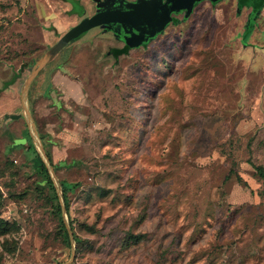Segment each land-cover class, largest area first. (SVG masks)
I'll use <instances>...</instances> for the list:
<instances>
[{
	"label": "rangeland",
	"instance_id": "obj_1",
	"mask_svg": "<svg viewBox=\"0 0 264 264\" xmlns=\"http://www.w3.org/2000/svg\"><path fill=\"white\" fill-rule=\"evenodd\" d=\"M78 1L0 0V217L19 225L0 235V264H264L249 163L264 167V7L245 40L251 6L237 0H195L136 45L123 24L92 27L22 92L71 26L122 4ZM27 129L70 164L54 171L70 245L35 190ZM61 179L78 183L67 211Z\"/></svg>",
	"mask_w": 264,
	"mask_h": 264
},
{
	"label": "water",
	"instance_id": "obj_2",
	"mask_svg": "<svg viewBox=\"0 0 264 264\" xmlns=\"http://www.w3.org/2000/svg\"><path fill=\"white\" fill-rule=\"evenodd\" d=\"M100 1V0H95ZM122 4L119 7H113L109 9L100 10L91 16H87L71 26L64 34H62L57 41L49 47V49L38 59L36 65L33 67L30 75L27 77L22 92H26L32 79L36 74L70 41L75 39L81 33L89 30L92 27L104 25V24H123L130 29H135L136 32L142 34L143 40L134 43H144L150 38H153L156 34L160 33L165 26L172 21L171 13L173 11H179L185 9V16H188L192 11L195 0H136L135 2L120 0ZM128 41V40H127ZM26 114L29 112L26 110ZM30 120V118L28 117ZM28 120V121H29ZM30 126L33 127L31 121ZM30 131V129H29ZM33 137L32 132L30 131ZM39 150L44 156L45 161L48 164L49 171L54 180V169L49 164V160L45 155L44 148L39 140ZM64 214V213H63ZM67 226V225H66ZM71 236V232L67 227Z\"/></svg>",
	"mask_w": 264,
	"mask_h": 264
},
{
	"label": "trees",
	"instance_id": "obj_3",
	"mask_svg": "<svg viewBox=\"0 0 264 264\" xmlns=\"http://www.w3.org/2000/svg\"><path fill=\"white\" fill-rule=\"evenodd\" d=\"M217 1H219V0H215L213 2L215 3ZM71 3L73 6H75V4H76L80 8L81 7L83 8V6L79 3L78 0H73V2H71ZM236 4H237L238 9L240 7H242L243 5H250L251 6V11H250L249 16L247 18V21L245 23V28L243 31V39L245 40L246 36H248V34L252 31V28L256 23L255 19L257 17L256 15H257L258 11H260L261 7H264V0H237ZM77 14L79 16H82L83 10L80 9L77 12ZM176 22H178V21H176ZM66 49H67V47L65 48V50ZM58 53L56 55H58ZM45 67H46V65H45ZM17 74H16V76H17ZM16 76L14 78H16ZM25 133L27 136H26L25 142H22L21 145L26 144L25 147H26L28 156L39 158L38 159L39 162L37 164H35V167H34V172L39 177V181L35 186V190L39 195H43L45 197L47 203L49 204L50 212L54 216H56L58 219V229H59V233L61 235L62 240L65 243H67L68 245H70L69 232H68L65 220H64L61 198H60V194L58 192L57 186L55 184V180L53 179V177L49 171V167H48L47 162L44 159V156L40 153V151L38 150L35 143L32 142L33 139H32L31 134L29 133V129H27L25 131ZM38 137H39L41 144L44 148L45 155L47 156V158L49 160V164L53 167L54 171H56L60 167L70 165V164L66 163L64 160H60L58 162H53L51 151L48 149V144L45 141V135L38 133ZM249 163L254 168L258 177L260 179H262V181H264V167L261 165L254 164L252 162H249ZM236 177L238 180H241L240 176L236 175ZM74 185H78V183L71 184L64 179L59 180V186H60V189L62 191V198L64 201V205L66 207V211L68 208L67 192L69 190H71ZM261 193L264 196V189L262 190ZM1 204H2V192L0 190V206H1ZM18 229H19V225L16 222L10 223L7 220L0 217V235H5L7 233H11L12 231L18 230ZM128 236H130L133 240H137L139 237L138 235H133V234H129ZM10 241H13V240L12 239H9V240L5 239V241H4V246H5L4 248L8 251L14 250L16 248V241H14L12 243L13 244L12 249H10L8 247V243ZM2 255H3L2 251L0 250V260L2 258Z\"/></svg>",
	"mask_w": 264,
	"mask_h": 264
},
{
	"label": "flooded vegetation",
	"instance_id": "obj_4",
	"mask_svg": "<svg viewBox=\"0 0 264 264\" xmlns=\"http://www.w3.org/2000/svg\"><path fill=\"white\" fill-rule=\"evenodd\" d=\"M163 1H165V0H163ZM196 3V2H195ZM180 12H183V14H184V16H185V9H180L179 11H173L172 13H171V16H172V19L174 18V16H175V14H177V13H180ZM171 22H173V21H170V23ZM169 24V23H168ZM114 25H117V24H115L114 23ZM166 27H167V25H166ZM129 28V27H128ZM130 29V28H129ZM131 32H136V30L135 29H130V33ZM162 32V31H161ZM115 34V37H116V39H118V40H121V38L116 34V33H114ZM159 34V33H158ZM158 34H156L155 36H157ZM154 36V37H155ZM153 37V38H154ZM153 38H150L149 40H151V39H153Z\"/></svg>",
	"mask_w": 264,
	"mask_h": 264
}]
</instances>
